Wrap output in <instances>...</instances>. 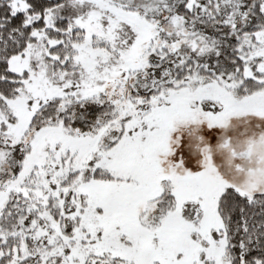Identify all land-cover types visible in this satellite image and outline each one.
Masks as SVG:
<instances>
[{
	"label": "snow or ice",
	"instance_id": "snow-or-ice-1",
	"mask_svg": "<svg viewBox=\"0 0 264 264\" xmlns=\"http://www.w3.org/2000/svg\"><path fill=\"white\" fill-rule=\"evenodd\" d=\"M0 264H264V0H0Z\"/></svg>",
	"mask_w": 264,
	"mask_h": 264
}]
</instances>
